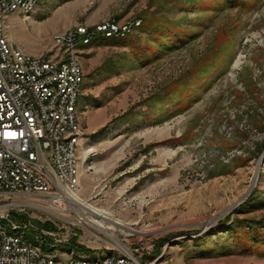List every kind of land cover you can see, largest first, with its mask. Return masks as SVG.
<instances>
[{"label": "rangeland", "instance_id": "374dc122", "mask_svg": "<svg viewBox=\"0 0 264 264\" xmlns=\"http://www.w3.org/2000/svg\"><path fill=\"white\" fill-rule=\"evenodd\" d=\"M7 19L13 46L50 57L57 35L141 22L79 50L76 193L108 219L18 199L13 221L34 246L64 259L264 264V0H41Z\"/></svg>", "mask_w": 264, "mask_h": 264}, {"label": "built area", "instance_id": "2783aa9c", "mask_svg": "<svg viewBox=\"0 0 264 264\" xmlns=\"http://www.w3.org/2000/svg\"><path fill=\"white\" fill-rule=\"evenodd\" d=\"M11 4L12 0H0V12L8 13ZM138 24L141 22L100 31L80 27L57 35L53 42L59 53L54 57L21 56L9 47L0 29V216L9 224H16L11 212L21 207L18 199L68 201L57 175L65 176V158L72 156H62L60 139L71 137L75 149L84 138L83 132H74L69 115H65L68 125H57V115H63L59 103L74 104L82 73L76 71L75 63H64L68 45L85 42L89 34L123 33ZM1 186H9L10 196H2ZM50 258H60V264H76L58 254H43L0 230V264H50ZM109 264H137V257L127 253Z\"/></svg>", "mask_w": 264, "mask_h": 264}, {"label": "bare ground", "instance_id": "6f19581e", "mask_svg": "<svg viewBox=\"0 0 264 264\" xmlns=\"http://www.w3.org/2000/svg\"><path fill=\"white\" fill-rule=\"evenodd\" d=\"M41 0H12L11 8L8 10V13L6 12H0V29H1V35L4 36V38L7 39V42L9 43V47H12L14 52H19L21 56L24 57H31V55H27L23 53L21 50L13 46L6 35V27H5V21L8 17H10L13 13L19 12L22 15H24L26 18L29 17L37 8L38 4ZM28 5H30L28 7ZM102 26V25H100ZM111 25H104L102 27H98L97 29H87L89 31H100L105 28L112 27ZM138 27L140 24L137 25ZM137 27V28H138ZM135 26L128 27V29L123 33H104V34H89L88 38L85 39V42L78 43L76 45H68V56H64V63H75L76 71H81V78L79 83L75 86V102L73 105L67 104V103H59V110L63 113V115H57V125H68V117L65 115H69V122H72L74 125V132H80V126H79V119H78V104L80 97L82 95V86L85 82V72L83 70V67L79 60V50L82 46L89 45L91 42L95 41L96 39L102 38H115V37H126L130 35ZM54 41H57V37L54 38ZM80 151H81V143L76 144V148L74 149V145L71 144V137H62L60 139V152L62 156H72V158H65L64 161V175H57V184L62 186L66 195H70L68 198V202L71 205H76L80 207L81 211L87 214H90L91 216L100 218L103 221H106L108 218L106 217V213H102L95 208H93L90 205H86L83 200L78 196L77 189L79 187V175H78V168H79V161H80ZM257 174L258 170H255L254 180L255 183L257 180ZM252 188L249 189L251 191ZM248 191V193H249ZM1 193L3 195H9L10 196V188L9 186H1ZM234 206H231L228 208V211H230ZM75 213L78 215L79 218L81 217L80 211L74 209ZM81 220V219H80ZM104 223V222H103ZM102 227V226H100ZM0 230L7 231L9 237H12L13 239H19V241H24L35 250H40L43 254H47L43 252L40 248L34 246L30 241H28L24 234L20 232L21 227H19L17 224H9L7 220H5V217L0 216ZM24 230V229H23ZM111 238H113V235H110ZM120 258V256H111V257H105L101 259H70L71 262H74L76 264H109L110 262L116 261ZM50 264H60V258H50ZM137 264H142L137 259Z\"/></svg>", "mask_w": 264, "mask_h": 264}, {"label": "trees", "instance_id": "16d2710c", "mask_svg": "<svg viewBox=\"0 0 264 264\" xmlns=\"http://www.w3.org/2000/svg\"><path fill=\"white\" fill-rule=\"evenodd\" d=\"M13 217L16 218L17 216H16L15 214H13ZM25 238L27 239V237H25ZM27 240H28V239H27ZM28 241H29V240H28ZM30 242H31V241H30ZM46 251H48V250L46 249Z\"/></svg>", "mask_w": 264, "mask_h": 264}, {"label": "crops", "instance_id": "0c3cea01", "mask_svg": "<svg viewBox=\"0 0 264 264\" xmlns=\"http://www.w3.org/2000/svg\"><path fill=\"white\" fill-rule=\"evenodd\" d=\"M8 20V19H7Z\"/></svg>", "mask_w": 264, "mask_h": 264}]
</instances>
